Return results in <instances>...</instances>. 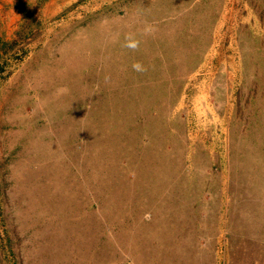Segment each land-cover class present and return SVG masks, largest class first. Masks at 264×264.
<instances>
[{"label":"rangeland","instance_id":"rangeland-1","mask_svg":"<svg viewBox=\"0 0 264 264\" xmlns=\"http://www.w3.org/2000/svg\"><path fill=\"white\" fill-rule=\"evenodd\" d=\"M260 152L264 0H0V264H264Z\"/></svg>","mask_w":264,"mask_h":264},{"label":"clouds","instance_id":"clouds-1","mask_svg":"<svg viewBox=\"0 0 264 264\" xmlns=\"http://www.w3.org/2000/svg\"><path fill=\"white\" fill-rule=\"evenodd\" d=\"M123 46L128 49L135 50L139 46V41L129 34L125 37V42ZM132 69L136 72H142L145 70L143 65L140 62L133 63Z\"/></svg>","mask_w":264,"mask_h":264},{"label":"crops","instance_id":"crops-1","mask_svg":"<svg viewBox=\"0 0 264 264\" xmlns=\"http://www.w3.org/2000/svg\"><path fill=\"white\" fill-rule=\"evenodd\" d=\"M253 153H254V155H253ZM247 154L249 155V157H251V160L254 161V162H255L256 156L259 155V154L256 153V149L255 148H252V149L248 148L247 149ZM260 155L264 156V152H260ZM261 180H262V178L258 181V183H256V185L258 187H264V180H263V182H261ZM249 183H250V181H249ZM242 184L243 185H247L244 182H242ZM252 232L262 233V229H260V228H251L249 230L248 229L242 230V234H250Z\"/></svg>","mask_w":264,"mask_h":264}]
</instances>
